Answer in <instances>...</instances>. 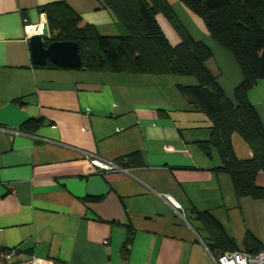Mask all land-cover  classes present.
<instances>
[{
	"label": "crops",
	"instance_id": "1",
	"mask_svg": "<svg viewBox=\"0 0 264 264\" xmlns=\"http://www.w3.org/2000/svg\"><path fill=\"white\" fill-rule=\"evenodd\" d=\"M59 1L101 36L128 34L102 0H0V252L54 264H214L192 225L209 237L197 220L203 212L238 251H254L248 236L264 248V201L239 198L231 176L217 170V151L203 149L211 124L179 89L195 87V78L34 65L29 38L47 23L40 8ZM167 2L210 47L208 67L235 102L243 74L233 54L180 0ZM157 21L172 46L181 43L165 15ZM249 98L264 128V80ZM239 137L237 156L251 158ZM94 158L122 170H101ZM257 184L264 187V172Z\"/></svg>",
	"mask_w": 264,
	"mask_h": 264
},
{
	"label": "trees",
	"instance_id": "2",
	"mask_svg": "<svg viewBox=\"0 0 264 264\" xmlns=\"http://www.w3.org/2000/svg\"><path fill=\"white\" fill-rule=\"evenodd\" d=\"M205 23L210 36L227 48L239 64L243 80L231 101L208 67L213 59L210 47L196 41L178 21L167 0H102L128 34L120 37L101 36L94 25L87 23L65 1L40 8L47 17L50 42H76L83 64L78 70L117 74L173 75L193 77L195 87H179L196 110L203 112L211 124V139L202 142L211 156V148L220 157L218 171L229 174L239 198L264 201V187L257 176L264 172V128L250 101L251 90L264 80V0H180ZM165 15L181 37L172 46L161 29L157 17ZM48 67L59 68L51 63ZM36 125L38 121L32 122ZM239 135L251 148L253 156L239 158L233 145ZM197 220L209 233L205 240L215 255L238 251L222 226L208 213H198ZM134 240V231L122 247L127 260ZM263 246L248 236L246 246Z\"/></svg>",
	"mask_w": 264,
	"mask_h": 264
},
{
	"label": "water",
	"instance_id": "3",
	"mask_svg": "<svg viewBox=\"0 0 264 264\" xmlns=\"http://www.w3.org/2000/svg\"><path fill=\"white\" fill-rule=\"evenodd\" d=\"M50 30L45 23L40 35L29 38L31 56L34 65L47 66L49 63L63 69H79L83 60L78 43L50 42Z\"/></svg>",
	"mask_w": 264,
	"mask_h": 264
},
{
	"label": "built area",
	"instance_id": "4",
	"mask_svg": "<svg viewBox=\"0 0 264 264\" xmlns=\"http://www.w3.org/2000/svg\"><path fill=\"white\" fill-rule=\"evenodd\" d=\"M91 162L95 167L104 171L122 170L120 165L101 158L91 159ZM167 199L177 210L180 209V206L176 204L171 197ZM210 254L214 264H264V251L256 254L246 251L225 252L219 255L210 252ZM0 264H54V261L39 258H21L14 260L11 255L0 252Z\"/></svg>",
	"mask_w": 264,
	"mask_h": 264
},
{
	"label": "rangeland",
	"instance_id": "5",
	"mask_svg": "<svg viewBox=\"0 0 264 264\" xmlns=\"http://www.w3.org/2000/svg\"><path fill=\"white\" fill-rule=\"evenodd\" d=\"M236 137H239V136L236 135ZM239 138H240V137H239ZM192 225L195 226V228H196L197 231L200 233V235H201V237H202L203 239H207V237L204 235V232H203L202 230H200V229L198 228V226H196L195 224H192Z\"/></svg>",
	"mask_w": 264,
	"mask_h": 264
}]
</instances>
